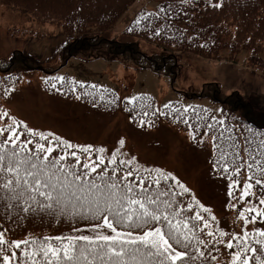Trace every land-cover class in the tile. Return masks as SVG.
<instances>
[{
	"label": "snow or ice",
	"instance_id": "obj_1",
	"mask_svg": "<svg viewBox=\"0 0 264 264\" xmlns=\"http://www.w3.org/2000/svg\"><path fill=\"white\" fill-rule=\"evenodd\" d=\"M210 119L225 125L215 116ZM0 121V203L6 211L55 215L57 223L65 215L95 221L92 235L77 228L76 235L9 239L6 230H0V264H220L219 246L231 250L225 264H264V228L242 235L212 228L203 213L213 223L216 217L191 188L172 171L146 168L137 157L122 152L124 139L110 157L101 147L93 158L92 145H73L52 133L37 132L8 111L0 110ZM205 127L203 135L210 136L219 154L213 167L230 173L229 196L240 186L236 177L246 169L239 199L255 195L254 187L260 186L259 204L264 205V132L240 144L231 132L215 135L212 123ZM81 154L88 155L87 162ZM259 216H264V208L239 211L245 225ZM17 250H22L23 259Z\"/></svg>",
	"mask_w": 264,
	"mask_h": 264
},
{
	"label": "trees",
	"instance_id": "obj_2",
	"mask_svg": "<svg viewBox=\"0 0 264 264\" xmlns=\"http://www.w3.org/2000/svg\"><path fill=\"white\" fill-rule=\"evenodd\" d=\"M134 1L0 0V22H4L8 34L16 38L43 37L51 34L45 32L49 27L60 29L65 35V42L57 55L64 64L85 49H97L106 57L122 56L138 70L149 68L174 79L178 60L186 52L212 60H238L240 53L248 50L247 65L264 72V0L165 1L155 10L142 12L127 25L124 30L127 40L109 37L108 32L117 23V18ZM161 8L166 9V12H161ZM40 25L46 28L42 31ZM134 38L154 44L155 51L152 54L145 53ZM101 48L106 50L100 51ZM30 70L53 73L57 69L50 70L45 60L25 49L14 48L0 56V93L6 92V88L19 82ZM47 89L72 98L79 96L88 103H100L110 111L123 110L145 127L155 128L166 121L179 131L194 134L196 140L200 137L210 139V136L203 135L208 131L205 127L208 123L214 125L212 134L219 135L224 130L225 136H228L231 132L233 139L240 144L245 137L252 139L254 133L264 132V116L256 117L251 103L239 91L225 94L219 84L213 81L204 82L197 91L179 93L184 99L207 98L220 103L221 118L209 108L197 105L185 107L177 100L169 103L168 108H160L154 97L146 94L139 95L135 101L122 100L112 89L81 84L67 76L63 80L51 79L47 82ZM212 116L224 120L225 125H216L210 119ZM255 138L259 139V136ZM81 159L84 160L83 155ZM218 159V151L212 147V167ZM228 159L230 162L232 158ZM218 169L219 165L213 167L216 174L230 175ZM244 173L248 174L246 169L239 175ZM256 175L258 177L259 173ZM184 199L188 201L190 197ZM93 223L95 221L91 219L70 215L60 218L57 223L55 215H26L15 210L6 211L4 204L0 203V230H6L5 235L9 239L67 236L74 229L81 230ZM17 252L19 258L23 259L22 250Z\"/></svg>",
	"mask_w": 264,
	"mask_h": 264
},
{
	"label": "rangeland",
	"instance_id": "obj_3",
	"mask_svg": "<svg viewBox=\"0 0 264 264\" xmlns=\"http://www.w3.org/2000/svg\"><path fill=\"white\" fill-rule=\"evenodd\" d=\"M165 1L174 0H135L117 18V23L108 32L109 37L127 40L124 36L127 25L142 12L155 10ZM45 28L46 26L40 25V30ZM45 32L51 34L16 38L10 36L5 29V23L0 22V56L14 48L25 49L45 60L50 70L57 69L53 73L28 71L19 82L6 88V92L0 93V109L23 120L37 132L52 133L69 140L73 145H92L93 158L98 155L96 150L101 147L106 150V157H110L111 152L120 147L119 140L124 139L126 143L121 149L122 152L137 157L139 164L146 168L163 167L172 171L191 188L196 198L210 208L211 215L216 217V222L213 223L211 216L204 213L212 228H219L233 235H242L245 230L264 228V216L257 217L255 223L248 225L243 224L239 217V211L243 207L264 208V205L259 204V199L262 198L261 187L255 186V195L240 200L243 183L247 182L248 177L244 173L237 176L240 186L229 196L231 180L227 175L214 172L209 138L200 137L195 142L190 132L176 130L165 121L156 128H146L141 123H133L130 116L122 110L107 112L102 110L107 108L100 103L89 104L79 96H75L76 99L68 98L47 89V82L51 79L61 80L60 77L67 76L82 82L81 84L113 88L122 98L128 100L146 94L153 96L160 108L177 100L185 107L197 105L209 108L221 118L220 103H214L207 98L184 99L179 93L197 91L204 82L213 81L219 84L225 94L239 91L251 103L256 117H259L264 116V72L247 65L250 51L243 50L238 60H212L186 52L178 60L176 77L173 79L149 68L137 70L134 64L122 56L106 57L97 49H85L64 64L57 55L65 42L63 31L49 27ZM134 41L147 54L155 51L154 44L145 39L134 38ZM105 50L106 48L100 49ZM201 140L204 142L200 143ZM77 152L81 153V150ZM82 155L88 161V155L81 154V157ZM81 231L82 234H93L91 225ZM71 234L77 233L73 231ZM219 247L221 253L217 255L220 256V264H225L229 259L227 253L231 250L225 246Z\"/></svg>",
	"mask_w": 264,
	"mask_h": 264
}]
</instances>
